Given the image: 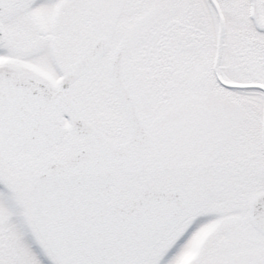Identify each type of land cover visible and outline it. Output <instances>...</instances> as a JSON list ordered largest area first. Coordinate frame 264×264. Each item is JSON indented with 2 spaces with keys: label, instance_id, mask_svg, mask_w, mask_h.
<instances>
[{
  "label": "snow or ice",
  "instance_id": "obj_1",
  "mask_svg": "<svg viewBox=\"0 0 264 264\" xmlns=\"http://www.w3.org/2000/svg\"><path fill=\"white\" fill-rule=\"evenodd\" d=\"M0 264H264V0H0Z\"/></svg>",
  "mask_w": 264,
  "mask_h": 264
}]
</instances>
